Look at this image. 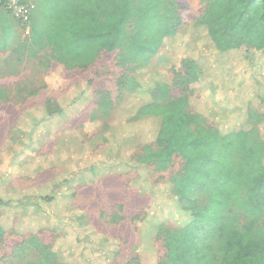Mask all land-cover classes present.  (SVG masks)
<instances>
[{
	"label": "trees",
	"instance_id": "obj_1",
	"mask_svg": "<svg viewBox=\"0 0 264 264\" xmlns=\"http://www.w3.org/2000/svg\"><path fill=\"white\" fill-rule=\"evenodd\" d=\"M206 1L209 9L205 16L185 28L171 0H39L44 18L33 27L32 46L48 48L58 60L78 67L92 64L104 52L120 51L122 64L131 65L132 73L126 83L127 96L116 107V113L124 117L123 124L102 125L92 140L93 146L107 145L99 157L75 159L73 170L43 187L19 190L10 186L14 177L29 176V172L37 175L58 159L60 166L68 163L59 157L65 154L60 148L54 156L36 157L30 152L32 138L27 139L23 128L33 123L46 130L53 121L62 125L71 120L92 100L91 82L73 85L57 101L58 114L48 105L23 111L9 131V135L16 131L20 140L14 142L11 136L0 149V211L32 214L38 231L61 235V243L53 248L57 264L115 262L118 241L98 232L84 211H65L54 203L70 204L77 186L129 172L145 184L158 212L147 218L144 230L152 231L150 239H164L167 259H155L152 264H264V87L260 85L264 0ZM184 28L191 30L181 45L184 56L180 67L172 70L173 79H141L151 68L149 72L155 75L164 60L171 58L160 56L161 50ZM195 51L198 57L191 56ZM234 51L243 52L249 78L240 75ZM196 58H210L218 74L204 75ZM200 81L209 89L197 105L207 108L208 116L195 112L190 102L192 85ZM230 81L245 87V103H239L237 97L224 98L226 86L222 85ZM173 83L181 90L174 99ZM102 106L103 114L109 116L110 104L103 102ZM240 111L247 114L244 127L222 130L218 125L210 128L203 124L222 115L231 116L227 120L236 123L233 115ZM145 133L160 149L142 145L144 154L138 160L125 159L121 150L137 144ZM69 144L73 150L81 148L76 138ZM175 156L186 162L185 176L148 188V181L167 172ZM68 218L73 222H67ZM5 233L0 225V236ZM150 239L148 246L153 249Z\"/></svg>",
	"mask_w": 264,
	"mask_h": 264
},
{
	"label": "rangeland",
	"instance_id": "obj_2",
	"mask_svg": "<svg viewBox=\"0 0 264 264\" xmlns=\"http://www.w3.org/2000/svg\"><path fill=\"white\" fill-rule=\"evenodd\" d=\"M26 1L35 5L32 13V33L27 37L23 31L24 25L1 5L6 20H4V27L0 29V47H7L1 51L5 58H0V65L6 68V71L0 73V149L6 145L11 136L14 142H16L15 139L20 140V135H17L16 131L10 135L9 131L22 118L23 111L48 105L52 112L58 114L60 106L57 101L64 98L73 85L91 82L93 89L91 90L92 100L68 122L60 125L53 121L52 126L46 130H40L38 126L34 127L33 123L30 126H27L28 124L24 126L27 139L32 138L30 152L33 151L36 157L54 156L60 148L65 151V154L59 157L68 163L60 166L58 159L53 167L37 175L29 172V176L14 177L10 181V186L19 190L43 187L58 175L73 170L75 167L71 163L75 162V159L92 160L103 153L107 145L93 146L92 140L100 134L102 125L123 124L124 117L116 113V107L119 101L127 96L126 83L132 76L131 65H123L120 60V51L104 52L92 64L78 67L58 60L48 48L40 50L32 46L33 27L44 17L40 11L39 0ZM171 5L177 8L176 12L185 28L203 18L209 9V3L206 0H171ZM185 28L177 37L171 39L168 47L161 50L160 56H165L164 59L171 58L164 60L159 72L154 75L149 72L152 68L148 69L140 76L141 79L154 81V79H162L163 76H166L168 81L173 79L172 70L180 67V61L184 56L181 45L191 30L188 31ZM242 53L234 51L236 54L234 60L236 61L237 58L239 62L240 75L247 74L246 77L249 78L250 69L247 68L248 63L242 59L244 56ZM191 56L198 57L196 51L192 52ZM196 59L202 65L204 75L205 73L211 76L218 74L210 58ZM170 62L172 65H169ZM201 83L195 82L192 85L194 93L190 97V102L195 112L208 116L207 108H199L197 105L201 101V96L206 94L207 97V87ZM224 85L226 86L225 99L237 97L239 103H245L247 95L244 86L237 87L231 81L224 82L222 86ZM260 85L264 87V74L260 79ZM180 95V88L173 83L171 98L174 99ZM103 102L110 104L109 116L103 114ZM256 110L262 111L261 108ZM93 117L97 118L96 122L91 121ZM230 118L231 116L224 115L217 117V121L208 118L203 124L210 128L218 125L222 130L244 127L247 114L240 111L233 115L236 123L227 120ZM255 120L256 117L253 116L251 122L254 123ZM249 127L248 125L245 128ZM261 130L264 135V123L261 125ZM127 131L130 132L132 129L129 127ZM128 132L125 133L129 134ZM75 138L78 139L81 148H74L76 149L74 151L69 143ZM152 138L145 133L137 144L122 149L124 158L138 160L144 154L142 145H150L155 150L160 149L157 143H153ZM22 142L27 146L24 139ZM185 174L186 162L180 156H175L167 172L156 174L148 181V188L158 187L171 179H182ZM147 190L145 184L137 180L134 172L123 175L114 174L102 178L95 184L87 183L77 186L75 197L70 204L56 201L54 206L65 211L69 208L84 211L98 232L118 241L119 248H116L118 256L113 264H152L155 259L164 262L167 259L164 239H150L152 231L144 230L147 218L153 213L158 215ZM36 220L35 216L29 213L0 211V225L6 230V233L0 236V264H57L58 259L53 248L57 249L61 243V235L48 230L38 231ZM70 220L71 218H68L67 222H73ZM148 239L153 249H149ZM145 245L147 250L142 251L145 250Z\"/></svg>",
	"mask_w": 264,
	"mask_h": 264
},
{
	"label": "built area",
	"instance_id": "obj_3",
	"mask_svg": "<svg viewBox=\"0 0 264 264\" xmlns=\"http://www.w3.org/2000/svg\"><path fill=\"white\" fill-rule=\"evenodd\" d=\"M2 6L9 11L23 25L24 35L30 36L32 33V13L35 5L26 0H1Z\"/></svg>",
	"mask_w": 264,
	"mask_h": 264
},
{
	"label": "crops",
	"instance_id": "obj_4",
	"mask_svg": "<svg viewBox=\"0 0 264 264\" xmlns=\"http://www.w3.org/2000/svg\"><path fill=\"white\" fill-rule=\"evenodd\" d=\"M1 0H0V29H2V27H4L3 25H5L4 20H6V17L4 16L5 14L3 13V11L1 10ZM7 46L4 47H0V58H5V56L1 53L2 50H4ZM6 71V68H2V66L0 65V73ZM202 81H200L201 83ZM201 84H204L203 82ZM208 87H207V91H208ZM199 106V105H198Z\"/></svg>",
	"mask_w": 264,
	"mask_h": 264
}]
</instances>
